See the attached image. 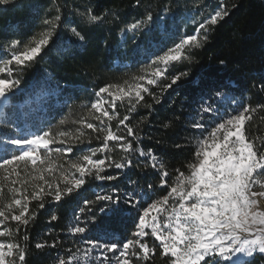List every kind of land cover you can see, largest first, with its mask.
<instances>
[{"label": "trees", "instance_id": "16d2710c", "mask_svg": "<svg viewBox=\"0 0 264 264\" xmlns=\"http://www.w3.org/2000/svg\"><path fill=\"white\" fill-rule=\"evenodd\" d=\"M222 2L230 14L212 28L201 48L190 53V61L177 62L170 68L169 77L182 71H187L188 77L166 90L162 89L171 82L170 78L148 86L160 100V103H155L151 95L144 94L141 103L151 104V109L138 106L135 112L129 113L125 98L116 101L111 121L104 118L106 129L126 135L119 121L129 115V124L136 137L127 139L134 147L144 151L151 149L173 178L177 169L188 175V164L195 162L196 138L200 131L193 129L191 123L198 119L196 107L206 98H214L217 90L219 93L227 90L234 96H240L247 105H264V90L258 86L264 76V0ZM220 3L221 0H15L14 6L0 4L2 55H11L7 44L13 39L20 40L22 44L32 42L34 46V42L43 38L50 27L44 24V20H53L56 15L61 17L57 45L49 46L51 50L42 59L38 57L22 72L14 73L21 80L22 89L13 101L32 98L27 106L40 103L41 108L34 109L35 114L29 115V124L34 129L44 127L54 133L67 131L73 135L77 129L85 132L84 143L75 145L73 153L66 154L65 158H62L65 155L51 153L54 171L49 173L50 181L59 183L61 188L66 187L61 172L67 171V161L80 162L87 154L86 149L102 145L106 131L96 133L80 123L83 120L99 125L95 119L99 113L91 109V104L98 99L96 92L109 84L132 83L134 77L145 74L154 54L178 43L185 35L193 34L198 22L212 14ZM89 10L92 14L102 15L103 21L99 24L87 22L85 14ZM148 12L153 14L151 25L135 31L129 29L132 23L144 19ZM71 27H77L85 35L82 44L73 43L76 38L70 32ZM36 97H40L39 100H34ZM107 106L112 112L111 106ZM165 124L168 127H164ZM246 132L258 145L264 141V110L258 109L253 114L246 124ZM108 143L112 151L98 153L99 158L107 155L119 161L125 153L117 142ZM132 159L134 166L131 169L106 168L102 173L117 175V181L102 182L94 176L87 177L86 184L79 191L65 196L60 202L49 203L51 198H46L43 209L38 207V201L30 200L29 224L21 225L19 231L17 223L12 224L15 241L21 246L27 244L26 264H49L57 252L65 250L71 242L65 234L69 216L80 195L93 196L94 186H127L128 180H132L134 185L143 186L145 191L147 185L152 184L158 197L166 195L167 187L159 186L158 174L150 165L144 167L148 161L138 153H133ZM41 184V180L33 183ZM94 211L100 230L125 235L134 229L133 222L137 218L134 209H127L129 216L98 215V211ZM53 213L57 215V221L48 222ZM25 235L27 241L23 239ZM54 239L61 241L57 248L35 249L37 242L51 244ZM149 264H166V261L158 250ZM251 264H264V256L256 255Z\"/></svg>", "mask_w": 264, "mask_h": 264}, {"label": "snow or ice", "instance_id": "6c2138e0", "mask_svg": "<svg viewBox=\"0 0 264 264\" xmlns=\"http://www.w3.org/2000/svg\"><path fill=\"white\" fill-rule=\"evenodd\" d=\"M0 4L14 6L15 0H0ZM229 14L221 0L212 14L198 22L193 34L185 35L178 43L154 54V59L147 65L149 71L145 74L134 77L132 83L126 81L124 85L101 87L95 94L98 99L91 104V109L99 113L95 117L99 125L83 120L80 123L96 133L106 131L102 145L86 149L87 154L82 156L80 162L67 161V171L61 172V179L70 186L61 188L59 183L41 174L34 179L43 181V184L36 186L30 195L27 188L23 187L24 181H20L21 187L8 188L12 198L0 208V226L11 220L17 223L19 231L20 226H27L31 219L28 215L30 200L38 201V207L43 209L46 198H51L49 203L60 202L65 196L80 190L86 184L87 177L94 176L102 182L117 181V175L102 173L106 168L131 169L134 166L132 154L138 153L148 161L144 167L150 165L158 174L159 186L167 187V194L151 200L149 191L121 192L118 185H113L110 192L95 194L94 200H84L85 207L79 209L76 222L67 229L70 235L82 238L83 247H76L74 251L68 249L66 256L55 258V264H149L158 250L166 264H251V259L256 255L264 256V141L258 145L246 132L247 122L258 109L264 110V105L252 107L245 104L239 109L234 108L232 112L221 113L220 107L202 103L196 113L199 119L191 123L193 129L200 131V136L196 138L195 162L188 164V175L177 169L174 178L151 149L144 151L134 147L127 139L136 137V132L129 124V115L119 121L126 135H118L105 126L104 118L108 121L113 119L117 100L127 98L129 113L135 112L138 106L152 108L151 104L141 103L144 94L151 95L155 103H160L148 86L157 85L163 78H170L171 82L162 89L166 90L188 77L187 71L169 77L171 66L184 60L190 61V53L201 48L203 42H207L212 28ZM85 19L89 23L99 24L104 17L92 14L89 10ZM60 21V15H56L53 20L45 19L44 24L50 27L43 38L34 42V46L32 42L22 44L16 39L8 42L10 58L0 59V103L6 105L10 97L21 91V80L18 75L14 78V73L22 72L38 57L42 59L51 47L57 45ZM152 22L153 14L148 12L144 19L132 23L129 29L135 31L145 28ZM70 32L76 38L74 44L85 41V35L77 27H71ZM258 86L264 90V76ZM102 94H107L110 99ZM217 95H221L218 90ZM225 99L228 98L225 96ZM107 105L111 106L112 112ZM204 114H210L211 124ZM164 127H168V124ZM4 136L8 137L9 134L5 132ZM84 136L85 132L77 129L75 135L67 131H44L42 135L0 140V151L3 153L0 155V169L6 173L4 179L15 176L17 179H11L10 183L16 185L21 172L27 171L29 166L34 173H53L51 153H73L75 145L84 143ZM109 141L117 142L125 153L119 161L107 155L96 158L97 153L112 151ZM57 144L62 146L53 147ZM147 188L153 190L154 186L148 184ZM4 191L5 186L0 185V199ZM89 206H98L99 212L105 216L135 209L138 222L132 238L115 241L101 239L100 235L87 237L86 233L101 231L96 212ZM85 208L91 213L86 221L81 220L80 216L85 213ZM14 209H19V214H15ZM57 219L56 214H51L50 222ZM6 234L12 235L6 228L0 230V237ZM149 235L154 238L152 246L146 240ZM23 239L27 241L28 237L25 235ZM60 243L58 239H54L51 244L37 242L35 249H55ZM27 252V244L21 246L15 241L0 242V264H26Z\"/></svg>", "mask_w": 264, "mask_h": 264}, {"label": "rangeland", "instance_id": "374dc122", "mask_svg": "<svg viewBox=\"0 0 264 264\" xmlns=\"http://www.w3.org/2000/svg\"><path fill=\"white\" fill-rule=\"evenodd\" d=\"M10 58L9 55H2L0 53V59H8ZM0 66H2V64H0ZM14 78L15 74H14ZM20 89H22L21 85H20ZM105 98L107 97V94H102ZM225 96L228 99H225ZM40 97H36L34 100H39ZM109 99V98H108ZM13 97H10L7 101V104L5 105L4 103H0V140L2 139H7L9 137H16L19 138L20 136H24V135H31V134H43L44 131H48L46 130V128H41V130L38 129H34L30 124H29V115H34V109H40V103L38 105H31V106H27L29 104V102L31 100H33L32 98H28L26 101H13ZM203 104H207V103H212L214 107H220V111L221 113H225V112H232V110L235 109H239V107L241 105H245V102L243 101V99L240 96H234L231 92L225 90L223 92H221V95H217L215 94L214 98L212 99H208L206 98L203 102ZM199 106L196 107V113L198 112L201 104ZM108 107V106H107ZM206 119H209V123L211 124V116L210 114H204ZM199 119V117H198ZM7 132L9 134L8 137L4 136V133ZM11 147V146H9ZM0 155H3L2 151H0ZM65 156H63L62 158H65ZM98 153H97V157ZM44 175L46 179H48L49 177V172L45 171L43 173H34L31 170V166L28 167L27 171H22L21 172V176L18 178V182L16 185H12L10 183L11 179H17L15 176L10 177L9 180H5L4 177L6 175V173L0 169V185H4L5 186V191H4V196L2 199H0V208H2L5 204L9 203L11 200V194L8 192V188L10 187H21V183L20 181H24L25 183L23 184L24 188H27V192L28 194L30 193L31 190H34L36 186L38 185H33V183L35 181H39V179H34V177L39 176V175ZM49 180V179H48ZM129 181V185L125 186V185H118L119 189L121 192L125 191V190H135L138 193L144 192L145 188L141 185H134L132 180H128ZM70 186V185H67ZM113 184L111 185H100V186H94L92 188V192H93V196L91 198L86 197V194H82L79 196V201L77 203V205L73 208L72 213L74 214V216L76 217V215L79 213V209L81 207H85L84 205V200L88 199V200H94L95 199V194L98 193H103V192H110L111 188H112ZM60 187H62V185H60ZM79 191V190H77ZM146 191L150 192V195H153V198L151 200H155L158 199L160 197L157 196V194H155L153 192V190H149L148 188H146ZM82 193V192H81ZM19 198V197H17ZM148 201V202H151ZM29 209H30V202L28 205ZM93 208L94 210L98 211V215L102 214L99 212L98 210V206H89ZM15 212V214H19V209H14L13 210ZM127 210L122 211L121 213L117 214V215H128L126 214ZM134 213L137 214V211L134 209ZM91 216V213H89L87 211V208H85V213L82 214V220H87V218ZM109 216V215H108ZM137 218L135 219V221L133 222L134 225V229L132 230V232L135 230V224L137 223ZM161 222H163V217H161ZM14 223V221H7L4 225L0 226V230L3 229H8L11 231L12 235H5L3 237H0V242H4V243H8V242H13L15 241L14 239V230L12 227V224ZM74 222H72L71 224H73ZM132 232L131 230L128 231L127 233H125V235H121L119 236L118 234H114L111 232H105V230H101L98 233H86L87 237H93L95 235H100L101 239H111V240H115V241H123L125 239H130L132 238ZM106 233V234H105ZM69 237V239L71 238V241L75 239L74 236L68 234L67 235ZM77 237V243L75 242L72 246L73 247H83L82 245V238L79 236ZM146 240L149 244H153L154 243V238L151 237V235H149L148 237H146ZM16 242V241H15ZM158 243V242H157ZM71 245V242L70 244ZM75 250V249H74ZM62 256V254L59 252L58 256H55L51 261L53 262V264H55V258Z\"/></svg>", "mask_w": 264, "mask_h": 264}, {"label": "built area", "instance_id": "2783aa9c", "mask_svg": "<svg viewBox=\"0 0 264 264\" xmlns=\"http://www.w3.org/2000/svg\"><path fill=\"white\" fill-rule=\"evenodd\" d=\"M80 216H81V220H82V214H80ZM48 222H50V218L48 219ZM72 222L75 223L76 221H75V216H74V214L71 212V214H70V216H69V219H68V222H67V229L72 225V224H71ZM74 223H73V224H74ZM67 229H66V231H65V234H66V235L69 234V232H68ZM47 233H49V231H47ZM114 234H118V233L114 232ZM89 235H90V232H89ZM118 235L121 236L120 234H118ZM76 239H77V237H75V239L71 241V245H67V246H66V248H65L64 251H59V252L62 254V256H66V253H67V250H68V249H72V250L74 251L75 247H73L72 245L77 241ZM76 243H77V242H76ZM149 245L152 246L153 244H149ZM59 252H57V253L55 254V256H58V255H59ZM55 256H54V257H55ZM49 264H53V262L51 261Z\"/></svg>", "mask_w": 264, "mask_h": 264}]
</instances>
